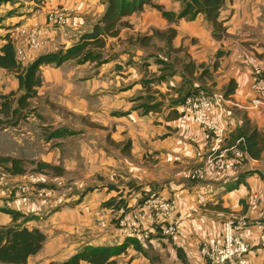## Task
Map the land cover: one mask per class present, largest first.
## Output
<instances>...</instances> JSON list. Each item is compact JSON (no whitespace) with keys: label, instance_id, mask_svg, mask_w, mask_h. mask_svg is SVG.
<instances>
[{"label":"crops","instance_id":"obj_1","mask_svg":"<svg viewBox=\"0 0 264 264\" xmlns=\"http://www.w3.org/2000/svg\"><path fill=\"white\" fill-rule=\"evenodd\" d=\"M155 3L172 14L182 9L175 0ZM59 7L73 10L66 32L49 36L43 49L23 66L70 48L105 12L99 0H6L0 3V47L10 28L43 25L46 13ZM11 11L15 13L8 16ZM219 20L226 36L215 40L201 15L192 22L169 23L159 11L145 7L124 19L128 27L121 28L117 37L106 40L101 51L105 63L66 61L59 67H40L42 84L30 102L31 112L23 127L19 123V131L12 128L19 132L14 138L19 152H35V163H21L24 173L17 175L0 166L17 182L52 190L49 199L30 195L25 204L13 201L9 208L0 191V210L32 217L23 226L45 236L42 249L26 264H61L84 248L117 249L129 240L157 257L158 264H205L199 247L213 243L229 218L241 216L248 218V228L241 234L249 247L247 262L264 264V194L257 210L249 208L252 195L262 191L264 150L258 160L247 156L244 162L228 161L220 169L212 160L223 146L243 149L244 123L264 136V76L259 90L252 88L253 69L264 72V0H227ZM219 51L225 54L213 72ZM189 63L197 67L192 74L194 88L200 87L195 83L199 66L212 73L206 85L224 135L211 142L202 139L185 108L172 105L182 80L190 78L184 71ZM230 81L236 89L225 99L223 90ZM18 88L16 77L0 70V96L17 93ZM155 103L161 104L158 112L144 113V106ZM171 111L172 117L177 116L168 119ZM41 127L49 128V138L43 140ZM39 163L49 168L38 170ZM147 196L177 202L170 219L181 229L176 245L153 231L144 242L132 234L130 225H116V219ZM120 201L125 210L106 207ZM12 225L11 216L0 212V226ZM152 226L148 218L141 227ZM112 260L150 264L131 246Z\"/></svg>","mask_w":264,"mask_h":264},{"label":"trees","instance_id":"obj_2","mask_svg":"<svg viewBox=\"0 0 264 264\" xmlns=\"http://www.w3.org/2000/svg\"><path fill=\"white\" fill-rule=\"evenodd\" d=\"M3 1L6 0H0V3ZM99 1L105 7V12L90 32L83 34L80 40L70 48L41 56L27 66L16 62L9 35L2 38L0 70L13 74L18 81L19 88L17 93L0 96V116L3 117V120L0 119V128L9 123L16 126L19 121L26 118L28 113H24L30 111V102L36 97L37 89L42 84L40 67L49 65L59 67L66 61H75L78 65L85 63L100 65L105 63L107 60L104 59L101 51L105 48L106 40L117 37L121 28L128 27V23L124 19L133 14L141 13L145 7L156 9L160 12L161 17L169 23H176L182 20L192 22L201 15L209 24L211 35L215 40H221L226 36L224 22L219 20V15L227 0H175L182 5V9L178 14L165 12L161 6L155 3V0ZM172 37L173 35H170L168 39L170 40ZM224 54L222 51L217 52L215 62L212 65L213 72L218 66V60ZM198 69H201L198 81L203 80L205 77L212 80V73L209 69L204 66H199ZM195 70L197 71V67L192 63L187 64L184 68L185 73L190 78H192ZM185 87V83H183L177 88L179 97L172 104L174 107L181 105L187 96L200 89V87H193L184 92ZM235 89V83L230 81L223 90V98L226 99L233 95ZM160 107V103L144 106V113H156L160 110ZM175 116L172 117L171 111L167 118L173 119ZM243 139L242 151L250 159L258 160L264 150V136L257 130L249 128L248 123H244ZM8 164L10 166L6 167ZM20 165L21 162L19 160L0 158V166L5 167V170L11 175L24 173ZM37 168L38 170H42L43 168H49V166L39 163L37 164ZM236 187L237 185L231 186L229 190L236 189ZM106 207H113L114 209L122 208L125 210V205L122 201L118 203L109 202ZM0 212L10 215L13 222V225L9 227L0 226V264H26L29 257L36 255L42 249L45 236L37 229L29 230L23 226L32 217L26 218L17 212L7 209L0 210ZM19 220L21 222L16 224ZM129 246L145 257L150 264H158V258L150 256L135 240H129L117 249L84 248L61 264H114L113 257L125 252Z\"/></svg>","mask_w":264,"mask_h":264},{"label":"built area","instance_id":"obj_3","mask_svg":"<svg viewBox=\"0 0 264 264\" xmlns=\"http://www.w3.org/2000/svg\"><path fill=\"white\" fill-rule=\"evenodd\" d=\"M72 13L73 10L69 8L59 7L46 13L43 25L34 24L30 27L14 26L10 28L7 35L10 37L16 62L20 65L30 62L31 55L43 49L49 36L65 33ZM263 76L264 72L261 69L258 67L253 69V90H259ZM181 106L188 111L192 124L200 130L205 142L217 140L224 135V130L216 114V104L211 95L198 90L187 96ZM190 142H194V140L190 139ZM212 160L214 167L220 169L228 161H246L247 155L235 145L223 146L214 153ZM201 175V170L195 172L197 178ZM0 191L3 192L6 199L7 208L11 207L13 201L20 200L25 204V200L30 195L42 200L49 199L52 195L50 189L39 188L23 180L17 182L13 178L7 177L2 171H0ZM263 194L264 178L262 191L251 197L249 203L251 211L258 209ZM176 208L177 202L173 198L147 196L142 199L138 207L123 214L115 222L121 228L130 225L132 234L141 241H149L151 231H153L171 244L176 245L181 229L179 224L170 222ZM148 218L152 220L153 226L150 229L142 230L141 226ZM247 228L248 218L246 216L231 217L225 221L219 237L213 243L202 244L199 247V255L205 264H248L246 255L249 252V247L241 237Z\"/></svg>","mask_w":264,"mask_h":264},{"label":"rangeland","instance_id":"obj_4","mask_svg":"<svg viewBox=\"0 0 264 264\" xmlns=\"http://www.w3.org/2000/svg\"><path fill=\"white\" fill-rule=\"evenodd\" d=\"M35 2H41V0H35ZM14 13H15V11H11V12L7 13V15L11 16ZM169 72L172 73L173 69H169ZM208 80L209 79L207 77H205L201 81H198V79L195 80L196 81L195 83L200 85L199 91H203V92H206L209 95H211L209 93V92H211L210 88L207 87V85H206V82ZM183 83H185V86H186L184 89V92L193 88V84H194L193 78H185L182 80L181 84H183ZM30 110H31V107H30ZM30 112L31 111H27L24 114L28 113L27 115H29ZM0 119L3 120V117L0 116ZM22 122H25V119L19 121L16 126H13L12 124L9 123L8 125H5L4 127L0 128V158L17 159L22 163L23 166H26V165L32 166L35 163V159H36L35 152H19V148H18L19 142L14 139L16 136L19 135V132H17L20 130L18 128L19 123H20L19 127L24 126V124H21ZM12 128H15L17 131H13ZM26 128H28V127H26ZM5 129H7V131L4 132ZM39 133L44 138L43 140L49 138V134H51L49 131V128H42V127H41ZM0 170H1V168H0ZM1 198H2V195L0 196V200H1ZM3 199H4V196H3ZM5 200L6 199H4V202H5ZM4 205L6 207V203ZM149 255L153 256L152 254H149Z\"/></svg>","mask_w":264,"mask_h":264}]
</instances>
